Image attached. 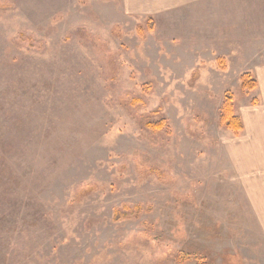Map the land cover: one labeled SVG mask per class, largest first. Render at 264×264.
<instances>
[{
  "label": "rangeland",
  "instance_id": "1",
  "mask_svg": "<svg viewBox=\"0 0 264 264\" xmlns=\"http://www.w3.org/2000/svg\"><path fill=\"white\" fill-rule=\"evenodd\" d=\"M175 2L0 0V264H264V0Z\"/></svg>",
  "mask_w": 264,
  "mask_h": 264
},
{
  "label": "crops",
  "instance_id": "2",
  "mask_svg": "<svg viewBox=\"0 0 264 264\" xmlns=\"http://www.w3.org/2000/svg\"><path fill=\"white\" fill-rule=\"evenodd\" d=\"M174 1V0H173ZM187 1L200 3L204 0H176L175 4H184ZM209 1V0H208ZM258 116H260L258 118ZM261 118V122H259ZM250 146L253 147L254 156V213L260 225V232L264 235V106L260 115H255L254 120V137L253 141L246 144L244 155L249 152Z\"/></svg>",
  "mask_w": 264,
  "mask_h": 264
},
{
  "label": "trees",
  "instance_id": "3",
  "mask_svg": "<svg viewBox=\"0 0 264 264\" xmlns=\"http://www.w3.org/2000/svg\"><path fill=\"white\" fill-rule=\"evenodd\" d=\"M249 73H244L241 77V87L245 90H254L257 86L255 81H251ZM225 103L223 108V117L221 118L222 122L226 125V127L231 130L235 135L240 132L242 129L241 122L238 117H235L232 114V108H231V97H227L224 101ZM161 126L154 125L152 128L159 129Z\"/></svg>",
  "mask_w": 264,
  "mask_h": 264
}]
</instances>
